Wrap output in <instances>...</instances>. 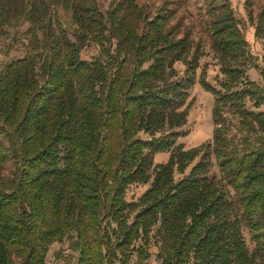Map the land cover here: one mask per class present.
Instances as JSON below:
<instances>
[{"label":"trees","instance_id":"16d2710c","mask_svg":"<svg viewBox=\"0 0 264 264\" xmlns=\"http://www.w3.org/2000/svg\"><path fill=\"white\" fill-rule=\"evenodd\" d=\"M199 1L218 86L168 5L0 0V32L25 37L0 63V264H46L64 239L75 264H140L151 247L159 264H264V69L229 0ZM245 4L260 39L264 5ZM196 80L214 96L212 136L184 148ZM135 183L148 186L127 199Z\"/></svg>","mask_w":264,"mask_h":264},{"label":"rangeland","instance_id":"374dc122","mask_svg":"<svg viewBox=\"0 0 264 264\" xmlns=\"http://www.w3.org/2000/svg\"><path fill=\"white\" fill-rule=\"evenodd\" d=\"M110 0H96L99 9L102 12L108 7ZM250 2V10L254 16L264 5V0H248ZM138 4L143 5L146 8H156L158 6L172 7L175 9V18L171 20V23L180 25L181 27H187L190 31V36L195 43H198L202 54L199 58V64L202 66L206 64L207 80L218 86L216 78H220L222 74L219 71V66L216 64V58L213 51L210 48V40L203 28L202 19H200L201 13L197 12V8L200 5L199 0H136ZM234 16L237 19L238 26L244 35V38L248 41V50L251 54L257 56V62L260 68L264 69V37L255 39L253 36V26L251 25L250 18L247 14V5L245 0H229ZM25 37L21 34V31L13 34V30L0 32V63L5 60H9L15 57H20L25 50L24 43ZM96 49L91 46L86 50H83L81 56L83 58H89L94 55ZM175 66L182 70L184 65L176 63ZM259 68H255L251 65L246 66L245 74L250 80H254L258 84L263 83V80L259 74ZM200 68L196 69L195 76L197 78ZM189 107L187 109L186 122L177 130L181 133L176 139V143H180L184 148L199 145L211 140L213 123L211 118V108L214 101V96L203 90L197 80L188 89L187 100ZM247 107H251L250 103H246ZM264 109V106L260 107ZM168 152H157L153 155V163H159L166 160ZM11 166L7 164L4 166L3 173L8 174ZM212 170L216 171L215 165L212 166ZM139 183L131 184L127 187L125 197L127 199H135L146 187ZM244 240L248 247H252L250 238L245 230H243ZM68 240L64 239L61 242H55L49 246L46 254V264H75L76 254L72 253L67 247ZM135 256L131 258V264H135ZM140 264H159L155 257V248H150V256L143 263Z\"/></svg>","mask_w":264,"mask_h":264}]
</instances>
